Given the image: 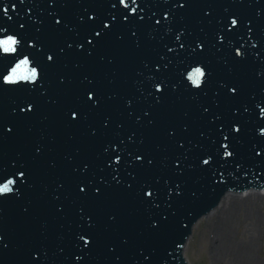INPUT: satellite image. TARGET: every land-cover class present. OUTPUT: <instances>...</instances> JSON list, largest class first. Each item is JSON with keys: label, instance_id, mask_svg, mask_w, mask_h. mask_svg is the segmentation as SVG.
Here are the masks:
<instances>
[{"label": "water", "instance_id": "water-1", "mask_svg": "<svg viewBox=\"0 0 264 264\" xmlns=\"http://www.w3.org/2000/svg\"><path fill=\"white\" fill-rule=\"evenodd\" d=\"M125 3L0 0L17 41L0 52V264H187L200 218L264 189V0ZM21 59L37 79L3 83Z\"/></svg>", "mask_w": 264, "mask_h": 264}, {"label": "rangeland", "instance_id": "rangeland-1", "mask_svg": "<svg viewBox=\"0 0 264 264\" xmlns=\"http://www.w3.org/2000/svg\"><path fill=\"white\" fill-rule=\"evenodd\" d=\"M259 194L229 196L221 203L226 204L223 211L217 207L207 221H198V229L193 227L194 235L188 239L185 255L188 264H264V192ZM229 198H232L229 213L233 212L231 216L237 218L236 222L229 217L223 220ZM221 225L231 231L232 246L223 248L220 257L215 258L218 250H213L207 241L216 240L215 231ZM242 241L249 250L247 259L239 256Z\"/></svg>", "mask_w": 264, "mask_h": 264}, {"label": "snow or ice", "instance_id": "snow-or-ice-1", "mask_svg": "<svg viewBox=\"0 0 264 264\" xmlns=\"http://www.w3.org/2000/svg\"><path fill=\"white\" fill-rule=\"evenodd\" d=\"M133 3H136V0H132ZM118 4L120 6H123L124 8H127L128 5L125 3V0H118ZM114 8L117 7L116 3H113L112 5ZM0 11L3 12V14L5 16H7V12L5 11V9H0ZM127 15H125V19H127ZM8 19H11V17H8ZM87 19L89 21H91L93 19V16L89 15L87 17ZM60 23L59 20L56 21V24L58 25ZM238 23V21L236 19H232L230 21V25L232 27H234L236 24ZM109 29V23H105L104 21H101V28L100 29H92V31L89 33V35L92 34V32L95 33V36H94V40H96V38H99L101 37L102 35H104V33L106 32V30ZM17 41L16 39L13 37V36H7L5 37L4 39H0V52H3V53H12L14 51L13 49V45L16 44ZM88 44L89 45H92L94 44L93 43V40H88ZM31 47V45H29ZM69 48L72 47L71 44L68 45ZM181 47H183V45H181ZM196 47H200L199 44L196 45ZM61 51H63V49H61ZM169 51H172V49H169ZM53 56H55L54 54L52 55H48L47 56V60L50 62V61H53ZM236 56H240V51L238 50L236 52ZM27 65H28V60L27 59H21L18 61V63L12 67L10 69V71L8 72L7 75H4L3 76V83L5 84H13L15 83L16 81H33V80H36L37 79V76H38V73H37V69L36 68H32L30 70H28L27 68ZM203 75V73L201 72V69L200 68H194L192 70V72H190L188 74V80L191 81V83L193 85H198L200 83V76ZM90 83V81H89ZM236 88L234 86H229L228 88V91L231 92V93H234L236 92ZM162 91V88H161V85L160 84H157L156 85V92L157 93H160ZM86 97H87V102L89 104H92L94 102L95 99H93V96L95 95L91 89L87 90L86 93H85ZM29 106H31V104H29ZM20 111L23 112L24 111V108H20ZM204 111H207V109L205 108ZM72 115V119H75L76 118V115H77V112L75 110L72 111L71 113ZM144 115H147V113H144ZM232 131L234 132H238V128L236 127H233L232 128ZM262 132H264V129H262ZM225 139H227V137H225ZM227 145L226 144H221V148L225 149L224 151V156H230L231 153L229 151H227ZM37 151H39V149H37ZM117 160L120 159L119 156L116 157ZM135 159L136 160H141V156L140 155H136L135 156ZM201 162L204 164V165H207L209 163V160L208 159H201ZM149 163H151L149 161ZM21 175H24L23 172L20 173ZM13 183L12 180H6L3 184H0V193H8L9 192V185H11ZM81 192H84L85 189L84 188H80L79 189ZM144 195L146 196H151L152 193L149 191V192H144L143 193ZM80 239L84 242L85 245H88L90 243V240L89 239H85L83 235L80 236Z\"/></svg>", "mask_w": 264, "mask_h": 264}, {"label": "bare ground", "instance_id": "bare-ground-1", "mask_svg": "<svg viewBox=\"0 0 264 264\" xmlns=\"http://www.w3.org/2000/svg\"><path fill=\"white\" fill-rule=\"evenodd\" d=\"M261 193V192H259ZM259 193H253L255 196H258L260 195ZM238 197L240 195H237ZM229 197V196H228ZM226 197V198H228ZM232 198H229V200H227L226 202H228L227 204V207L226 209L224 210L226 213L224 215V218L223 220H226L227 217H229L228 219L231 220L232 222H236L237 221V218L231 216L233 212H231V214L229 213V211L231 210L230 209V201H231ZM226 204L224 205H219V209L220 211H223V209L225 208ZM223 213V212H222ZM223 225V224H222ZM220 226L218 228H216L217 230L215 231L216 232V240H211L210 242L207 241V243L210 244V246L213 248V250H218L216 253H215V258H219L221 253L220 251H223V248H230L232 246V240H231V231H229L226 227L224 226ZM204 245H206V243H204ZM243 247H246V243L244 241H242L241 245L239 246L240 250H239V256L241 258H245L247 259V256L249 254V250L247 249L246 247V250H243L242 248Z\"/></svg>", "mask_w": 264, "mask_h": 264}]
</instances>
